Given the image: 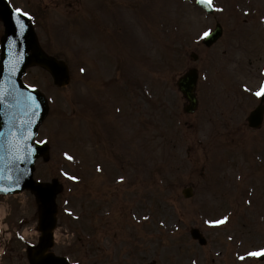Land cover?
<instances>
[{
    "label": "rangeland",
    "instance_id": "374dc122",
    "mask_svg": "<svg viewBox=\"0 0 264 264\" xmlns=\"http://www.w3.org/2000/svg\"><path fill=\"white\" fill-rule=\"evenodd\" d=\"M9 1L41 12L42 42L70 64L63 88L40 67L24 77L50 106L37 137L50 143V159H38L36 178L64 185L53 250L75 264H253L243 250L264 246V234L251 233L264 226V129H248L246 119L264 83V0H213L214 15L194 0ZM248 1L256 14L244 23L233 3L241 11ZM217 21L223 35L206 47ZM191 67L200 103L188 115L176 81ZM0 201L13 205L1 264H28L17 236L37 226L38 203L29 192ZM223 213L226 222L209 223Z\"/></svg>",
    "mask_w": 264,
    "mask_h": 264
},
{
    "label": "water",
    "instance_id": "95a60500",
    "mask_svg": "<svg viewBox=\"0 0 264 264\" xmlns=\"http://www.w3.org/2000/svg\"><path fill=\"white\" fill-rule=\"evenodd\" d=\"M0 16L6 26L0 61V95L3 96L0 99V191H20L29 187L37 193L43 203L40 227L44 235L38 250L31 257V263L67 264L65 259L45 254L52 245L51 231L55 225L53 199L58 188L56 185L32 183L34 160L44 150L33 146L31 139L47 113V105L39 92L24 87L21 77L28 66L40 64L53 73L56 83L64 85L69 81L68 69L63 62H57L43 53L30 20L14 12L5 0H0ZM219 34L220 28L208 38L207 44L214 42ZM179 85L191 102L187 109H194L195 72L187 73ZM259 115L260 112L251 120L252 125L260 122ZM192 234L200 238L197 230H193ZM200 240L204 242L202 238Z\"/></svg>",
    "mask_w": 264,
    "mask_h": 264
},
{
    "label": "snow or ice",
    "instance_id": "6c2138e0",
    "mask_svg": "<svg viewBox=\"0 0 264 264\" xmlns=\"http://www.w3.org/2000/svg\"><path fill=\"white\" fill-rule=\"evenodd\" d=\"M200 3L202 4H208L210 7L213 6V0H200ZM222 11V9H219ZM15 12L20 14L22 13L24 16H29L30 14L27 13V12H22L21 9L17 8L15 9ZM205 35H208V33L206 32ZM81 71H84V69H81ZM257 96H261V95H264V85H261L260 89L255 93ZM3 96L0 95V99H2ZM65 156L68 157V159H72L71 156L68 155V153H65ZM97 170H101L98 166ZM67 175V174H66ZM72 179H77V177H71ZM124 177H120V180L123 181ZM228 219V217H223L221 220H216V221H210L209 223H213V224H222L224 223L226 220ZM261 254H264V250H261L260 252H254V253H251V255H261ZM243 258V257H242Z\"/></svg>",
    "mask_w": 264,
    "mask_h": 264
},
{
    "label": "bare ground",
    "instance_id": "6f19581e",
    "mask_svg": "<svg viewBox=\"0 0 264 264\" xmlns=\"http://www.w3.org/2000/svg\"><path fill=\"white\" fill-rule=\"evenodd\" d=\"M2 211H3V209H2Z\"/></svg>",
    "mask_w": 264,
    "mask_h": 264
}]
</instances>
